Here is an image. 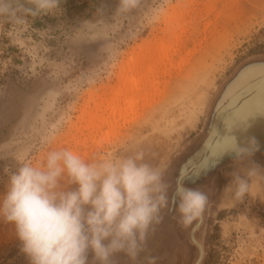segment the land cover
Returning <instances> with one entry per match:
<instances>
[{
    "label": "rangeland",
    "instance_id": "obj_1",
    "mask_svg": "<svg viewBox=\"0 0 264 264\" xmlns=\"http://www.w3.org/2000/svg\"><path fill=\"white\" fill-rule=\"evenodd\" d=\"M117 6L62 0L26 22L0 17V193L19 162L40 166L49 150L143 152L169 195L183 182L208 203L187 227L174 207L162 210L138 259L120 253L114 264H264V0H140L125 14ZM162 40L168 58L134 92L135 106L121 97L110 109L122 66ZM231 136L256 142L251 160H234ZM251 161L261 170L236 200L231 174ZM0 264H29L3 221Z\"/></svg>",
    "mask_w": 264,
    "mask_h": 264
},
{
    "label": "clouds",
    "instance_id": "obj_2",
    "mask_svg": "<svg viewBox=\"0 0 264 264\" xmlns=\"http://www.w3.org/2000/svg\"><path fill=\"white\" fill-rule=\"evenodd\" d=\"M62 0H0V17L26 22L53 14ZM140 0H118L117 14L136 9ZM98 13H103L99 9ZM54 136L45 139L50 143ZM227 150L234 160H251L253 140L240 146L232 137ZM9 174L0 193V221L14 225L20 251L29 264H114L123 253L136 261L145 251L150 232L162 220V210L174 207L183 227L201 218L208 197L200 188L171 185L163 171L147 162L143 152L98 154L85 159L68 148L49 150L40 166L25 160ZM243 174L232 173V196L250 194L252 178L261 168L254 163ZM7 172L8 170L5 169ZM229 187V186H228ZM227 187V188H228ZM155 264L154 258H149Z\"/></svg>",
    "mask_w": 264,
    "mask_h": 264
},
{
    "label": "bare ground",
    "instance_id": "obj_3",
    "mask_svg": "<svg viewBox=\"0 0 264 264\" xmlns=\"http://www.w3.org/2000/svg\"><path fill=\"white\" fill-rule=\"evenodd\" d=\"M168 50L169 44L162 40L153 46L142 48L138 55H134L130 58V62L127 65L122 66L119 77L123 80L119 86L112 90L113 96L111 100L113 101L111 102L110 109H116V105L121 101V97L123 98L122 101L125 100L128 105L135 106V99L132 95L144 84L149 82V78L152 74L158 73H155V71L160 65L159 62L166 61L168 58V53H170ZM93 114L95 115V113ZM97 115L99 116V113L96 114V116ZM98 119H101V117H98Z\"/></svg>",
    "mask_w": 264,
    "mask_h": 264
},
{
    "label": "trees",
    "instance_id": "obj_4",
    "mask_svg": "<svg viewBox=\"0 0 264 264\" xmlns=\"http://www.w3.org/2000/svg\"><path fill=\"white\" fill-rule=\"evenodd\" d=\"M206 263H208V260L207 259L205 260V263L204 264H206Z\"/></svg>",
    "mask_w": 264,
    "mask_h": 264
}]
</instances>
